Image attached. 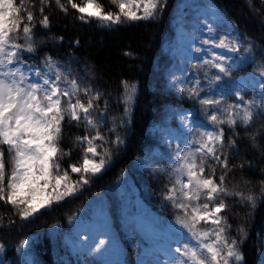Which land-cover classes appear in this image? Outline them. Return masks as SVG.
Here are the masks:
<instances>
[{"label": "trees", "instance_id": "obj_1", "mask_svg": "<svg viewBox=\"0 0 264 264\" xmlns=\"http://www.w3.org/2000/svg\"><path fill=\"white\" fill-rule=\"evenodd\" d=\"M86 0H74L82 4ZM181 0H167L166 7L156 18L149 20L125 21L124 23L102 26L98 19L90 18L85 23L78 19L76 9L68 7V13L62 12L55 0H50L44 8L43 15L49 17L50 26L44 28L39 23L43 19L40 13V0H25V7L33 11L35 17L33 33L36 38V56H51L59 65L72 67V76L85 84L91 85L93 91L101 93L97 111L102 112L100 132L105 141L97 149L102 153L104 148L111 150L112 159L109 165L95 177L91 183L84 185L73 197L65 198L47 209H42L28 220L13 216L11 205L0 201V244L3 250L0 264H19L16 247L25 238H29L27 251L31 264H81L74 261L64 249L60 230L69 228V217L86 214L91 201L104 207L108 228L120 246V264H134L137 250L128 241V235L120 222L122 201L118 187L122 179H130L143 201L159 215L176 220L178 210L164 200L167 189L174 183L170 175L169 162L156 160L145 166L139 160L146 158V152L157 141L150 128L168 116V110L189 109L201 123L208 124L198 99H189L186 92H177L166 85L164 71L166 53L164 42L173 35L172 19L176 6ZM223 18L233 25L243 46L251 44L253 51L248 53V60L243 66L234 69L230 77L223 80L226 87L239 75L256 72L264 64V0H212ZM66 4V0H61ZM19 6L20 0H14ZM105 13L119 12L111 0H98ZM127 10V9H126ZM132 10L137 11L135 6ZM142 14V6L138 11ZM25 17L26 14L21 13ZM21 25V34H22ZM63 37V39H57ZM76 41H79L77 44ZM23 43L21 39L18 41ZM125 51L132 55H124ZM74 58L70 61L69 56ZM78 71V73H76ZM122 81L135 86L134 97L128 101V112H125V88ZM204 91V90H203ZM200 97H202V93ZM255 91V89L253 90ZM264 91V90H263ZM250 92L244 93L248 99ZM239 103L234 95L225 96L224 105ZM224 127L225 142L229 138L236 141L235 148L225 149L231 171L227 174L229 190H239L245 194L251 192L257 197L255 207L240 203L237 197L227 198L229 209L224 213L231 225L229 236L239 239L237 229L244 227L247 237L240 245L243 261L240 264H264V198H261V187L264 182V112L258 110L251 125L243 127L239 122L235 129ZM90 135L94 130H89ZM86 125L65 119L63 122L60 148L68 153L60 159L61 173L68 171L72 180L78 176L72 174L69 165L80 166L85 158V145L76 143V137L84 136ZM255 134V146L250 137ZM119 135L124 143L114 146L110 142ZM6 167L10 166L7 148H4ZM87 158H91L88 154ZM243 164V167L240 165ZM223 169L216 168L215 179L218 181ZM73 218V219H74ZM14 220L15 223H9ZM209 228L212 225H201ZM86 264H94L86 257Z\"/></svg>", "mask_w": 264, "mask_h": 264}, {"label": "snow or ice", "instance_id": "obj_2", "mask_svg": "<svg viewBox=\"0 0 264 264\" xmlns=\"http://www.w3.org/2000/svg\"><path fill=\"white\" fill-rule=\"evenodd\" d=\"M111 2L118 6V13H105L98 0H86V6H80L74 0H66V4L55 0L57 7L65 14L68 13L67 5H70L82 14L77 17L81 21L87 23L89 18H95L106 27L125 21L154 19L167 5V0ZM49 3L50 0H40L43 19L39 23L44 28L50 26L49 17L43 15L44 8ZM133 6L137 11L132 10ZM141 6L142 14H138ZM22 12L26 14V21ZM218 16L222 18L223 13L219 12ZM34 20L33 11L25 7V0H20L19 6L14 0H0V201L11 205L14 210L12 215L21 220H28L42 209L75 196L112 159L110 149L104 148L102 153L97 151L103 147V143H107L99 130L103 113L93 115L99 108V104L95 102L100 99L101 93L94 92L91 85L72 76L70 69H62L51 56L43 57L42 63L46 69L43 72L40 68L33 69L24 60L23 52L31 54L37 50L33 33ZM208 31L212 33V27ZM21 39L23 43L18 42ZM57 39L62 40L63 37ZM198 42L231 53H240L242 47L239 37L230 34L221 35L216 40L198 38ZM194 50L197 53L209 52L210 58L194 64L193 68L203 69L205 78L212 85L222 81L224 77H230L234 68L245 60L246 54L253 51V46H243L245 55L239 56L238 60L200 47ZM124 55L132 53L125 51ZM256 75L264 78V64L256 71ZM122 84L125 88L127 113L128 101L134 97L135 86L126 81H122ZM259 87L264 90V80L259 83ZM181 91L186 92L189 99H198L210 127H199L198 136L185 140V147L182 152H178L176 166L170 172L174 183L167 189L164 200L181 213L176 216L175 223L187 236L182 242H177L174 250L169 249V259L165 264H240L244 259L240 245L246 239L247 232L244 227H239V239L229 236L231 225L224 215L229 209L227 198L237 197L240 203H247L254 208L257 197L251 192L245 194L227 187V174L233 166L228 163L229 157L225 149L235 148L236 141L229 138L225 142L223 125L235 129L239 122L243 127H249L258 110L264 112V97L260 100L245 99L237 88L234 95L240 103L225 107L224 94L201 98L203 89L199 88V81ZM81 95L87 97V100L83 101ZM65 119L75 121L78 125H86L85 135L76 137V143L86 144L83 148V164L69 165L71 173L78 174L76 180H72L68 171L61 174L59 163L63 156L68 155L59 146ZM181 120L184 121L185 117L182 116ZM89 130H94L95 135H90ZM250 139L255 146L256 135L253 134ZM95 141L103 143L97 145ZM110 143L119 146L124 141L117 135ZM5 146L10 159L9 167H6L4 158ZM88 154L92 157L99 156L98 162L88 159ZM217 167L223 169L218 181L214 178ZM261 198H264V182ZM74 215L69 217V222ZM9 223L15 221L11 220ZM209 223L211 228L201 227L202 224ZM25 243L26 241L21 242L17 251ZM104 245L105 240H100L93 251L100 253ZM2 250L3 245H0V251ZM172 251L175 252V257L171 255Z\"/></svg>", "mask_w": 264, "mask_h": 264}, {"label": "rangeland", "instance_id": "obj_3", "mask_svg": "<svg viewBox=\"0 0 264 264\" xmlns=\"http://www.w3.org/2000/svg\"><path fill=\"white\" fill-rule=\"evenodd\" d=\"M80 6H86V1ZM219 12L212 0H181L177 5L172 20L173 35L163 45L167 63L164 71L166 84L170 89L182 92V88L192 87L199 81V88L204 90L202 97L206 95L219 96L220 94L234 95V92L239 88L242 94L250 92L248 99L260 100L264 97V91L260 89L259 83L264 78L256 75V72L237 76L232 82H228L230 85L226 87L223 80H226L227 77L216 84L209 85L204 76V70L193 68L194 64L210 58L209 52L197 53L194 50L196 47L231 56L233 60H238L239 56L245 55L242 49L240 53H231L198 42V38L216 40L221 35L230 34L233 37H238L233 25L225 21L223 17H219ZM209 27H212V33H209ZM22 56L33 69L40 68L42 72L46 70L42 63L43 59H38L35 53L23 52ZM247 60L248 54H246L245 60L234 69L243 66ZM60 67L65 71L70 69L71 74L73 73L72 67L68 64H61ZM212 72L214 73L215 69ZM82 82L85 84L84 81ZM254 89L255 91H253ZM80 98L83 101L87 100V97L83 95ZM93 115L99 116L97 109ZM182 116L185 117L184 121L181 120ZM185 124L188 126L185 127ZM201 126L210 127L209 124L197 121L189 110L170 108L168 116L162 120V123L155 124L151 128V134L157 141V145H153L146 152V158L139 160L140 165L142 163L147 166L161 159L169 162L173 169L176 166L178 152H182L185 147V140L198 136L197 129ZM91 135H95V133ZM90 156L91 158L88 159L98 162L99 156L92 157L91 154ZM82 164L83 162L80 166ZM117 191L122 201V225L132 246L138 249L135 264H165L169 259V249L174 250L177 242H182L186 238V232L175 222L165 219L147 206L138 196L136 187L129 178L122 179ZM90 204L92 205L86 206L87 215H78L72 221L70 228L62 230V245L74 260H79L81 263H85L84 258L89 256L95 264H119L117 246L110 241L106 228L104 208L101 204H95V201H91ZM100 240H105V245L102 246L100 253H96L93 249ZM25 241L26 243L20 251H17L20 245L16 248V253L20 264H31L30 255L26 251L28 240L23 242ZM189 242L191 243V241ZM171 255L175 257L176 254L172 251Z\"/></svg>", "mask_w": 264, "mask_h": 264}]
</instances>
